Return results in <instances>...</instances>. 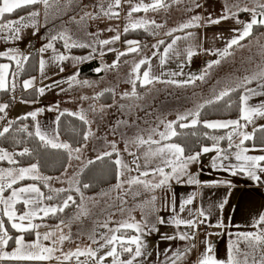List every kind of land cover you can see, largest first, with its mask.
Segmentation results:
<instances>
[{
  "label": "crops",
  "instance_id": "obj_1",
  "mask_svg": "<svg viewBox=\"0 0 264 264\" xmlns=\"http://www.w3.org/2000/svg\"><path fill=\"white\" fill-rule=\"evenodd\" d=\"M109 2L112 3V0H87L86 8H89L90 5L92 8H101V5H103L104 8H108ZM155 2L156 0H121L120 6L114 7L117 13H119L118 16L122 17V21L117 23L120 39L109 45H103L101 49L95 50L92 48V50L86 52L72 50L70 57H86L87 59L77 61L70 58L69 62L70 65H72H69L67 69L64 67L63 71L60 70L59 72V74L65 73L69 76L78 72L79 75L75 82H78L80 77L86 79L93 77L100 78L102 77L101 74L108 69L105 64L109 63L110 58L117 60L119 57V61H123L131 57V55H136L138 52L144 50H147V54H149V47L153 41H164L168 38V41L164 45H158L157 55L152 56L150 60H148L149 63L140 66L137 75L139 79H137L134 84L136 90L141 95L136 98L133 105H131L128 98L120 97L119 89L105 86L99 90V93L95 92L93 95H89L88 93L90 92L87 90V100L83 98V92L78 90L76 93L80 92L81 95V99L76 103L78 111L76 109L75 111H71L69 108L61 110H68L72 113H81L82 111L89 121L87 133L90 131L91 135H89L87 139L88 148L81 152L86 154V150H93V152L87 154L88 161L94 160L98 155H102L104 152L108 151V149L104 147V142L107 134H110L109 131H113L117 135V140L119 141L116 147L119 152V157L113 152L115 158H121L129 168L133 170L128 171L125 169L123 170L124 175L119 179L117 177L115 182L111 185L103 187L93 193H86L87 196L83 198L86 204L84 213L80 214V216H75V218H72L71 215V219H67L70 224L67 223L65 219L64 224H61L60 222L63 220L60 218L57 220H50L45 217L43 220L37 218L33 221L34 223L40 224H55V227L60 225L63 229V234L66 236L72 237V233H74L77 236L84 237V239L82 238L78 243L70 246V248H66V251H63V249L60 248V244H57L56 247L62 249V251H57L54 255L60 257V260H45L42 261V264H55L60 261H71L73 264H80L81 261H86L87 264H95V260L86 256L79 257V260H77L76 257L64 260V254L74 252L77 248L82 250L88 247L97 249L98 245L93 243L92 238L99 240V242L103 244L104 240L101 239V236H111L113 232L110 230L117 228H119L120 231L115 233L116 235L123 236L125 239L132 236H139L147 246L142 249L146 254L138 257L137 260L134 261V264H172V261H175V264H199L202 254L205 253L209 245H211L213 254L217 259L226 260L229 247L236 242L238 234L259 233L264 229V223H259V217L264 215V173L258 172L260 180L257 181L249 178L247 173L237 171L236 175H232L231 171L213 167V161H216L218 164L220 163L217 157L221 156V153L217 151L202 153V147H211L213 145L214 141H211L202 144L199 150H197V152L202 153L199 157V161L190 164L188 167L189 173L200 180L201 184H189L187 183L188 177L183 176L180 178L179 182L176 179H172L167 185L159 188H152L151 185L158 183L162 178L158 172H154L153 170L157 166L164 167L165 172H170L171 169L161 163L163 159L161 156L150 157L146 165L144 154L148 151L149 145L145 144L140 146L136 143H132V141H135L139 136V130H142V123H136L134 121L135 119L137 120V115L140 117L138 122H141L142 119H145L141 118L142 114L154 116L155 118L158 115H164L173 110V113H171L175 119L173 121H177L180 115L187 114L192 109L194 112L198 109L199 105L207 104L206 102L208 100L214 99L215 95L225 87H236L243 81L245 76H251L260 71L261 68H264V25L261 26L260 30H258L255 35L241 40L239 46L234 45L229 50L232 54L223 59L217 55H212L211 52L205 51V49L213 51L217 49L223 50L227 41L238 36L245 24L251 22L252 13L242 11L241 9L245 7H257L258 4H264V0H213L212 3L211 1L208 2V0H163V3L167 5L166 7H159L156 10L149 8L147 11L142 9L132 13V16L129 17L128 13L131 11L132 7L143 4L151 5ZM196 4L201 6L196 7ZM225 14H227L229 18L221 20L219 24L207 23L209 17L218 19ZM197 15L203 18L199 21L201 27L176 31L172 33V36L166 35V33L172 31V29L178 28ZM257 19H264V17L257 15ZM139 21L146 22L143 26H140V28L150 33L154 30L155 35L153 34L151 37H147L150 38L148 41H141L138 37H123V33L125 32L124 29L126 27L128 29H134L131 27V24ZM151 21H155L156 25H162V27H156ZM3 22H5V19ZM258 25L259 24L254 26ZM158 30L160 31L158 32ZM189 32L193 33V35L187 36ZM177 36H180L181 39L177 40L173 50H170L168 57L165 58V63L161 64V57L163 56L166 46ZM40 39L41 42L45 41L44 38ZM5 40H7V38ZM129 40L139 41V45H133V47L139 48L138 52H128V49H125L129 47V45L126 44V41ZM9 44L10 43L6 41H2L0 43V53L4 52L13 55L14 51L9 52L11 48H9ZM60 46L64 45L62 44ZM190 47L193 49L194 53H198L194 54L191 60L187 58L186 54L187 49ZM109 49H114V51H110ZM34 50L36 49L34 48ZM36 51L40 58L39 51ZM120 52H126L127 54L119 56ZM30 53H28V56ZM101 53H103V55H101ZM18 54L19 58L16 55L17 59L24 62L25 60L23 57H26V55L23 52H18ZM216 59H221V63L208 69V75L205 76L204 80L197 79L195 83H184L193 76L201 75L202 70L206 69L208 62ZM5 60L13 64L16 63L15 60H10L7 56H0V62H4ZM91 60L98 61L94 68V73H81V66ZM62 62V65L65 66L64 61ZM113 63L114 62H111L109 65ZM121 66L124 67V64ZM97 68L102 70L97 72L95 71ZM37 69L40 71V64ZM110 69L115 71L107 72L108 76L105 75V77H112L114 72L120 70L119 66ZM144 71H150V78L158 77V79H154L150 84H145L142 75ZM172 73H177V75L173 76ZM36 76L37 74L33 77ZM25 80L20 81L18 79L19 82L15 83L16 87L14 90H11L10 84V94L19 100L22 92L30 91L34 88L37 89L36 97L34 95V98L28 100L38 99L41 95L38 89L43 87L45 81L41 78H37L32 87L25 89L23 87V82ZM168 81H176V83H168ZM45 87L47 86H44V88ZM247 87L257 89V82L253 81L251 84H248ZM110 91L113 92V95L107 96L109 95L107 92ZM142 92H144L145 95H142ZM244 92L245 90L243 89L242 95ZM143 97H147L144 103L142 102ZM23 100L27 99H21V101ZM15 101L16 100H14V102ZM14 102L12 104H14ZM262 102H264V96L259 95L251 96L248 101L251 106L259 105ZM0 104H8L5 97H0ZM11 105L5 110L6 113L11 108ZM242 106L241 103V107ZM24 115H29V113ZM240 116L225 118L213 117L205 121L234 120L239 119ZM5 120L7 122L0 125V130L9 125V116L5 118ZM36 123H38L37 120ZM244 123L245 122L241 120V125ZM262 125H264V117L254 116L252 122L248 123L246 128H241L240 130L251 133L254 129ZM173 127L176 131L175 126ZM229 130L230 129H226L224 132L215 134V136L226 135ZM144 139L147 140L148 138ZM158 141L159 144H151L150 147L152 150L169 143L180 144L168 139H159ZM225 141V143L220 141L218 147L230 153L229 159L224 161V164L231 169L233 164L240 163L235 159L234 155L238 149H229L227 139H225ZM64 142L67 141L64 140ZM236 142H238V140ZM248 142L250 141H246L244 146L252 148L253 144H249ZM67 143L70 144L69 142ZM180 145L183 147L182 144ZM261 147H264V144H255L256 150L250 151L248 155H264V152L259 151ZM72 148L75 149L74 147ZM109 151H112V149ZM95 152L97 153L96 155H94ZM130 152H135L136 156L139 157L137 163L140 165V168L138 171L136 170V163H133L134 157L129 155ZM184 155H191V153L185 152ZM77 156L80 158L82 155L76 154L75 158ZM88 161L80 169L79 175L82 169L88 164ZM71 162L72 159L70 163ZM145 170L149 171L147 177L140 175V173ZM64 172L65 170L62 173ZM137 176H139L141 180L146 181L149 186L145 187L143 184H128L124 182L131 177ZM118 183L121 184L119 188L116 187ZM176 185L184 188L183 191L185 192L181 193L182 199H179L174 193ZM40 189L43 192L41 187ZM189 196L193 197L192 203L185 204L184 201ZM153 197L155 198L154 200ZM177 202H181V205L176 207ZM81 203H83V200ZM81 203L79 202L78 206ZM221 204H223V207H220ZM48 205L58 204L44 200L42 206ZM16 207L18 213L25 208L22 203L17 204ZM200 210H203L204 216L199 215ZM161 220L164 222L160 223ZM176 220H193L196 221V224L195 227H191L185 224H177L175 222ZM201 221L203 222L201 223ZM137 223L141 225L142 233L137 232L135 228L121 227L122 224ZM105 224L108 225L107 228L103 226ZM201 224H207L209 230L200 232L199 228ZM51 230H53V228H51ZM40 232L43 233L45 231L41 230ZM60 235L61 233L57 231L56 236L59 237ZM182 235L188 238L180 239L179 237ZM168 237L173 238L170 239ZM163 238H167L168 240L166 243L160 245V250L164 253L173 255H170L165 260L162 258L158 261L156 257H151L150 254L151 252H157L153 251V247L159 244L161 242L160 240ZM25 239L32 241L35 239V236L33 234H28L25 235ZM43 243L46 246H50L51 241H44ZM114 246L117 248L118 252H121L119 243ZM130 246L135 249V245ZM13 247L14 245H8L6 251H11ZM240 248L243 250L245 245L241 243ZM186 249H191V251L185 252ZM108 250L109 248L107 247L101 249L98 251L97 256L105 255ZM177 253L181 254L180 258H177ZM129 258V253H121L119 257L121 260H127ZM112 260V257H107L104 260V264H112Z\"/></svg>",
  "mask_w": 264,
  "mask_h": 264
},
{
  "label": "snow or ice",
  "instance_id": "obj_2",
  "mask_svg": "<svg viewBox=\"0 0 264 264\" xmlns=\"http://www.w3.org/2000/svg\"><path fill=\"white\" fill-rule=\"evenodd\" d=\"M69 4H71L72 0H68ZM37 4H43L45 7L50 6L49 0H2L0 2V32L4 30H8L12 36V39H19L20 33L22 31V28L26 27H33L38 30V25L35 22V18L40 15L38 11H32L28 14V17L21 16L18 20L13 21H7L6 23L4 21V16L6 13L10 14L14 11L28 7L33 6ZM121 4V0H112V3L109 4L108 9L105 10L104 6L101 5V12H103L104 15L111 17L118 16L119 13L113 12L112 9L114 7H119ZM167 5L163 3V0H156L155 3L151 5L143 4V5H136L132 7L131 11L128 13L129 17L132 16V13L138 12L140 10L147 11L149 8H152L153 10H156L159 7H166ZM201 5L196 4V7H200ZM242 11L251 12L252 13V19L251 22L245 24L242 31L239 32L238 36L233 37L229 41H227V44L223 50H210L205 49V51L211 52L212 55H217L221 59L224 57L231 55L232 53L229 51L234 45L239 46L240 41L245 39L251 34V30L254 25L260 24L264 25V19H257V15L260 17H264V4H258L257 7L254 8H248L245 7L241 9ZM235 15V14H233ZM29 18L32 19V23H25L26 20ZM85 18H93L92 14L89 12H85L84 16L81 17V21L85 20ZM229 16L227 14L221 16L218 19H212L211 17L208 18L207 23L209 24H219L221 20L228 19ZM203 18L199 15L192 17L188 22L180 25L176 29H172V31L166 33L168 36H172L173 32L176 31H184L185 29L193 28V27H201V24L199 21H201ZM73 20L75 21V17H73ZM239 22V21H238ZM79 23V21H77ZM146 22L139 21L134 22L131 24L132 28H137L140 26H143ZM153 25L156 27H162V25H156L155 21H151ZM129 29L126 27L124 29L125 32H127ZM111 31V29H110ZM237 31V30H234ZM89 35H96L94 33H89ZM193 33L189 32L187 33V36H192ZM187 38V37H184ZM63 40L64 47L66 49L71 48H85V47H91L90 44L87 43H81L76 40H74L70 35H68L65 32H60L56 35H52L50 37L49 43L45 45V47L41 48L40 51L44 52L47 49H52L53 52H56L57 50L54 47V44L52 41L56 40ZM120 39V36H114L111 40H100V45H109L117 40ZM181 37L177 36L175 37L170 44H168L164 50L163 56L161 57V64L165 63V58L168 57L169 51L173 50L174 45L176 44L177 40H180ZM165 42L163 40L158 41V44H164ZM126 44L129 45L128 52H138V47H133V45H139V41L135 40H129L126 41ZM153 47H156L154 45ZM110 51H114V49H109ZM18 51V50H12L10 49L9 52ZM126 52H120L119 56L126 55ZM178 54V53H177ZM187 58L191 60V57L194 54L193 49L190 47L186 51ZM103 55V53H101ZM0 56H7L10 60H15L17 66L20 65L21 61L17 59L16 55H8V53H0ZM25 60L27 57H23ZM74 59L77 61H82L84 59H87L86 57H69L64 54H59L55 59L59 61H64L67 59ZM221 59H216L208 62L206 69L202 70V74L199 76H193L190 80L185 81L184 83H195V81L198 80H204L205 76L208 75V69H211L214 65H219L221 63ZM119 63V57L117 60L107 67L109 68H115L117 67ZM149 61L147 59H142L139 63H137L133 69L134 72L138 71L140 66L143 64H147ZM9 64H0V90L8 91L9 90V81H8V70H9ZM45 67V61L41 59L40 61V70L41 74H43ZM102 69L97 68L95 71L99 72ZM61 71H63V68H61ZM16 74L13 73V76ZM79 73L73 74L68 79L70 81L77 80ZM143 82L145 84H150L154 79H158V77H151L150 78V71H144L143 72ZM173 76L177 75V73H172ZM137 79H139V76H137ZM35 78H31L29 80H25L23 82V87L25 89H28L33 86ZM253 81L257 82V89L248 88L247 85L251 84ZM82 83H88L87 81H83ZM168 83H176V81H168ZM11 90H14L16 85L13 81L11 83ZM240 88H243L245 90L244 94L240 97L242 107L240 109L241 116L239 119L234 120H214V121H203L204 127L212 130L217 129H230L226 135L223 136H210L209 139L214 141L213 145L211 147L204 146L202 147V153H209L212 151H217L221 153V156H218L217 159L220 160V163L218 164L216 161H213V167L222 168L225 171H231L232 175H236L237 171L241 173H247L249 178L253 180H260L259 173H264V155H248L250 151L256 150L255 149V129L250 133L247 131H241V128H246L248 123L252 122V119L254 116L264 117V102L260 103L256 106L249 105L248 101L251 96L253 95H259L264 96V68H261L260 71L252 74L251 76H245L243 81L236 87H225L223 90L219 91L218 94L215 95L214 99L208 100L207 104H213L215 102H219L223 100L225 97H228L231 95L232 92L238 91ZM40 94H43L45 89L40 88L38 89ZM230 106V105H229ZM204 105H199L198 109L196 111H189L187 114H182L178 117L177 121H169L166 125V128L170 130V134L166 132H161L159 135L162 139H168L170 140L172 137H175L178 135V133L174 130V124H178L180 128H189L194 127L201 123L200 116L201 111ZM8 108V104H0V113H4L5 110ZM39 111H43V109H40ZM64 113H60V115H63ZM69 115H78L79 119L83 121L85 124H89V121L86 119L85 115L81 111V113H68ZM29 115L35 119L37 113L31 112ZM0 119H3V117H0ZM59 120V116L57 117V121ZM241 120H243L245 123L241 125ZM26 127L24 129H21V131H26ZM260 131H264V125H262L259 129ZM9 132L8 127H4L2 130H0V137H3L5 133ZM29 136L35 135L39 138V140L45 145L50 146L53 149H64L68 151L69 154V164L68 166H71V159H72V153H80L81 148L77 147L75 149L72 148V146L65 142H58L59 140V134L58 132L55 133L53 136H49L48 133L41 130L39 123L35 125V132H28ZM91 135V132L89 131L87 134L84 135L83 139L86 141ZM207 135V133H205ZM235 138V139H234ZM227 139L228 141V148L232 149H238L234 153L235 159L239 161L238 164H233L231 166V169L227 165L224 164V161L229 159L230 153L226 152V150L221 149L218 147L219 142L221 140ZM238 140V142H236ZM246 141H253L252 148L245 147ZM132 143H136L140 146H143L145 144L149 145V149L147 152H145V164L147 165L149 162V158L153 156H161L163 157L161 163L164 166H167L171 169L170 172H165L164 167L157 166L153 171L158 172L160 176L162 177L158 183L151 185L152 188H159L161 186L167 185L169 181L172 179H176L178 182L180 181V178L183 176H187L188 180L187 183L189 184H201V181L196 179L195 176H193L188 171V167L192 163H196L199 161V157L201 156V152H196L191 155L185 156V149L180 144L177 143H169L165 144L162 147H159L155 150L151 149V144H159V141L152 140L151 137H149L147 140H145L143 137H137L135 141H132ZM259 151L264 152V147H261ZM113 152L117 154V157H119V152L116 148L115 142L112 143V151H106L102 155H98L96 157L97 160H102L105 157H111L113 155ZM26 155H31L30 150L25 147L22 151L17 153H12L7 151L4 148H0V161H7L10 165H18L19 161L16 159L17 156L23 157ZM129 155L134 157L133 163H136V170L138 171L140 168V165L137 163L139 160V157L136 156L135 152H130ZM79 159V156L76 157ZM89 164L94 163V161L89 160ZM113 163L117 167V177L118 179L124 175L123 170L132 171L133 169L129 168V166L121 159L116 158ZM67 171V169H65ZM141 176L147 177L149 175V171L145 170L140 173ZM26 179H30L33 181L36 180H42L44 182L52 181L53 178L51 176H42L40 174L39 170V164L38 163H32L27 167H10V168H0V261L8 260V261H18V262H25V261H45V260H60V257L55 256V252L62 251V249H58L56 247L57 244H62L63 241L70 239V236H66L63 234V229L60 227V225H57L54 230L40 232L39 229L43 226L47 228V225H42L40 223H34L33 221L37 218L40 220H43L45 217L51 215H55L58 212H63L65 208L69 207V202L75 203V200L72 195H68L65 199H63L61 204L58 205H48V206H42L44 200L52 201L55 196L53 194L45 195L40 189L37 184H29V185H23L20 187H14L15 185L20 184L21 181H24ZM128 184H143L145 187H148V183L144 180H141L139 176L137 177H131L127 181H124ZM227 183V182H225ZM45 186H48L47 183H45ZM85 188L89 187V185L85 184ZM117 188L121 187V184L118 183L116 185ZM77 192L80 191V189L77 187L75 189ZM50 193L59 194L61 192L67 191L66 189H49ZM6 192H9V195H5ZM155 198L153 197V200ZM193 197L189 196L184 203L190 204L192 203ZM23 204L25 206L23 211H20L18 213L17 210V204ZM220 207H223V204L220 205ZM199 215L204 216L203 210H200ZM5 217L10 225V228L15 230L18 235L13 236L10 234L9 229L5 226ZM164 221L161 220L160 223H163ZM177 224H185L191 227H195L196 221L193 220H176ZM203 221H201L202 223ZM61 224H64V221L60 222ZM259 223H264V215H261L259 217ZM105 228L108 227L107 224L103 225ZM121 227L126 228H135L137 232L142 233V228L139 223L137 224H122ZM59 231L61 235L59 237L56 236V232ZM113 232L111 236L104 237L101 236V239L104 240V243L101 244L99 240L93 239V243H96L98 245L97 249H93L91 247H88L86 249H80L77 248L74 252L65 253L64 254V260H69L72 257H76L77 260H79V257L86 256L90 257L91 259L95 260V264H104V260L107 257H112V264H134V261L137 260L138 257H141L142 255H145L146 253L142 251V249L146 248V244L140 239L139 236H132L128 239H125L123 236L116 235L115 233L119 232L120 229H114L110 230ZM26 234H33L35 236V239L32 241H28L25 239ZM173 238V237H168ZM180 239H186L188 237L182 235L179 237ZM44 241H51V246H46L43 242ZM9 242H12L14 245L13 249L11 251H6ZM119 243L121 252L117 251V248L114 246L115 244ZM243 243L245 245V248L242 250L240 248V244ZM130 245H135V249L131 247ZM109 248V250L105 253L103 256H97L98 251H100L103 248ZM191 251V249H186L185 252ZM121 253H129L130 258L127 260H121L119 259ZM181 254L177 253V258H180ZM80 264H87L86 261H81ZM172 264H175V261H172ZM199 264H264V229H262L259 233H240L237 235V240L233 244L230 245L228 255L226 260L223 259H217L215 255L213 254V249L211 245H209L205 251L204 254H202Z\"/></svg>",
  "mask_w": 264,
  "mask_h": 264
},
{
  "label": "rangeland",
  "instance_id": "obj_3",
  "mask_svg": "<svg viewBox=\"0 0 264 264\" xmlns=\"http://www.w3.org/2000/svg\"><path fill=\"white\" fill-rule=\"evenodd\" d=\"M86 1L87 0H72L71 4H69L68 0H49V5L48 7H45L43 4H37L35 7H33V10H28V12H25L24 14L20 16H16L13 18H6L5 23L7 21H13V20H18L19 17L25 16L28 17V14L32 11H38L40 15L35 18V22L38 25V30L33 27H26L22 28V31L20 33V38L19 39H12L11 36L12 34L8 30H4L0 32V43L7 42L9 44V48L12 50H18L14 51L13 55H17L19 58L18 52H23L26 57L28 56V53L32 52L34 48L39 51L40 58L38 56V65L40 64L41 59L45 61V67L43 74H41V70L36 72L34 74H30L27 77H25L23 80H29L33 78L34 75L37 74L35 80L37 78H41L44 80V85L42 88L45 87V91L43 94L39 96L38 99L36 100H23L21 99L17 100L16 97H13L14 104L11 105V108L9 111L6 113H0V117H3V119H0V125L3 123L7 122L5 118H8V124L11 123L13 119L20 115L28 114L31 112H36V119L37 122L40 125V128L42 131L46 132L49 134V136L55 135L57 133L55 125H56V117L59 115L61 110L63 109H68L71 111H75V109L78 111V106L76 103L79 102L81 99L80 92H83V98L87 100L88 97H86V92L89 90L90 93L89 95H93L95 92L99 93V90L102 87L109 86L115 89H119L120 97L122 98H128L129 102L131 105L136 101V98L140 96L141 94L136 90L135 87V82L137 80V75L138 71L134 72L133 69L137 63H139L144 57V59L150 60L152 56H156L158 53V41H153L150 45V52L147 54V50L140 51L136 55H131L126 60L119 61L118 65L120 70L114 72L112 77H105L107 75V72H113L115 70H112L108 67L106 71L101 74L102 77L100 78H84L80 77V80L78 82L75 81H70L68 78L71 77L65 73H60L61 68L67 69L69 68L70 62L69 59L64 60L65 66L62 65V61H59L55 59L59 54H64L67 56H71L72 49H66L64 46L63 40H56L52 41L54 44L55 49L57 50L56 52H53L52 49H47L44 52H41L40 49L45 47L47 43L50 41V37L52 35H56L60 32H65L68 35H70L74 40L81 42V43H87L90 44L91 47H85L82 48L83 50L81 52H86L89 50H92V48L96 49H101L103 45L99 44L100 40H108L112 39L114 36H117L119 31L117 29V23L122 21V17H109L103 14L101 12V8H92L91 5L89 8H86ZM211 3L213 0H208V2ZM2 2V0H1ZM110 4V2L108 3ZM32 8V7H31ZM107 10L108 8H104ZM113 12H117L116 8L112 9ZM85 12H89L92 14L93 18H85V20L81 21V17L84 16ZM73 17H75V21L73 20ZM79 21V23H77ZM33 21L31 18L25 21V23L31 24ZM111 29V31H110ZM160 30H158L159 32ZM89 33H94L96 35H89ZM149 36L151 37L155 31L153 30L152 33L148 32ZM155 35V34H154ZM7 38V40H5ZM40 38H44L45 41L41 42ZM134 38V37H132ZM4 39V40H3ZM150 38H143L141 37V41H148ZM58 43V44H57ZM156 45V47H153ZM112 48V47H110ZM129 47H126L125 49H128ZM35 50V51H36ZM4 53V52H3ZM8 55H10L8 53ZM25 60V59H24ZM21 63L19 66L17 64H13L12 62H7L6 60L3 62H0V64H9V70H8V81L9 85L11 82H19L18 79V73L20 71V67L22 65V60H20ZM116 60L111 59L109 60L108 64H105V66H109L111 62H115ZM124 64V67L121 66ZM72 65V64H71ZM70 65V66H71ZM13 73L16 75L13 76ZM108 76V75H107ZM22 80V81H23ZM34 80V81H35ZM83 81H87L88 83H82ZM99 87V89H98ZM98 89V91H97ZM80 91L79 93H76L77 91ZM82 90V91H81ZM105 91V90H102ZM107 96H112L113 92H107ZM106 95V94H105ZM142 95H145L144 92H142ZM16 98V99H15ZM147 97H143L142 102H146ZM6 102V101H5ZM72 108V109H71ZM40 109H43V111H39ZM190 111H193L190 110ZM79 114V112H75ZM173 110L170 111L169 113L167 112L166 114L158 115L154 118V116L150 115H143L141 118V122L139 121V115H137V120L135 119L134 121L136 123H142L141 127L142 130H139V136L138 137H143V138H149L151 137L153 140L158 141L159 139H162L159 133L161 132H166L170 134V130L166 128V125L169 121L175 120L172 116ZM147 116V117H146ZM37 124V123H36ZM130 125V124H129ZM175 126V125H174ZM7 127V126H5ZM4 128V127H3ZM2 128V129H3ZM88 129V128H87ZM110 134H107L105 142H104V147L105 149L111 150L112 149V143L115 142L116 147L118 146L119 141L117 140V135L115 132L109 131ZM87 134V133H86ZM58 142H64L62 138L59 136ZM67 143V142H65ZM88 146L87 140L79 145L78 147L81 148V152L84 151ZM87 153H72V162L71 166H67V171H65L62 174L59 175H53L51 177L53 178H58V179H53L52 181L49 182H44L47 183L48 186H45L44 193L46 195L48 194H53L54 196L60 195L63 192L59 194H54L50 193L49 189H66L68 194L72 195L74 200H75V205L71 202L73 205L69 210L63 211L60 219L64 221V219L69 223L67 219H69L72 215V218H75V216H80V214L84 213L85 210V196H87L86 192L82 191L79 186V171L80 169L85 165V163L88 161L87 159V154H90L92 151L86 150ZM197 152V151H196ZM195 153V152H194ZM76 154L82 155L79 159H76L75 156ZM97 153L95 152L94 155ZM96 157V156H93ZM10 167H20V166H13V165H5V164H0V168H10ZM47 176V175H43ZM176 181V180H175ZM79 188L80 191L77 192L78 197L76 198L74 194L69 193L71 192L70 190H75L76 188ZM184 188H181L179 185L175 186L174 188V193L178 196L179 199H182L181 193H184L183 191ZM76 191V190H75ZM8 195V194H7ZM6 195V196H7ZM128 196V195H127ZM83 200V203H81ZM81 203L78 206V203ZM70 203V202H69ZM181 205V202L176 203V207ZM78 206V207H77ZM175 207V208H176ZM73 212V214H72ZM79 218V217H77ZM71 219V218H70ZM70 224V223H69ZM42 225H47L48 227H41L39 231L44 230L48 231L51 230V228H55V224H50V223H42ZM5 226L8 228V224L5 222ZM50 227V228H49ZM72 237L70 239H67L63 241L62 244H60V248L63 249V251L66 248H70V246H73L74 244L78 243L82 238L84 237L77 236L74 233H72ZM168 239L163 238L161 239L159 244H156L153 247V251L157 252H151V257H156L158 261H160L162 258L163 260L167 259L170 255L169 253H164L160 250V245L163 243H166ZM51 246V244H50ZM66 251V250H65Z\"/></svg>",
  "mask_w": 264,
  "mask_h": 264
},
{
  "label": "trees",
  "instance_id": "obj_4",
  "mask_svg": "<svg viewBox=\"0 0 264 264\" xmlns=\"http://www.w3.org/2000/svg\"><path fill=\"white\" fill-rule=\"evenodd\" d=\"M1 2V0H0ZM33 6L24 7L14 11L13 13H6L4 19L13 18L16 16H20L28 10H33ZM32 7V8H31ZM262 25L254 26L251 34L248 36L255 35L258 30H260ZM123 37H138V38H147L149 37V33L143 28H134L129 29L127 32L123 33ZM247 37V38H248ZM168 38L164 40L166 43ZM164 43V44H165ZM163 44V45H164ZM162 45V44H161ZM74 51H82V48L76 47L71 48ZM37 61L38 54L37 51L32 50L27 59L22 63L19 71V80L22 81L25 77L30 74H34L37 70ZM98 61L91 60L89 62L84 63L81 66V73L84 74H93L94 68L96 67ZM243 88H240L238 91H234L230 96L225 97L223 100L219 102H215L213 104H205L201 111L200 121L198 125L189 128H180L178 124H175L177 136L172 137L170 140L174 142H178L183 145L186 153H194L202 146L203 143L211 142L209 139L210 136H215V134H219L224 132L226 129H217L212 130L204 127L203 121L213 118V117H239L240 116V108H241V100ZM10 87L8 91L0 90V97H5L8 102V107L14 102V96L10 94ZM37 89H31L30 91H25L20 94V99H32L34 95L36 97ZM230 105V106H229ZM64 113L60 115V113ZM59 113V120L57 121L56 117V131L58 132L60 138L69 142L70 145L74 148L83 144L85 140L83 139L84 135L87 133L88 124H85L83 121L79 119L78 115H69L68 113H72L71 111L64 110ZM36 119V118H35ZM33 119L30 115H20L16 117L11 123L7 126L9 128V132L5 133L3 137H0V148H4L9 152L17 153L22 151L25 147H27L31 155H26L23 157L17 156L16 159L19 161L18 165L15 166H28L32 163L39 164V170L41 175H57L62 173L69 164V154L67 150L64 149H53L50 146H45L38 137L35 135L29 136L28 132H35L36 120ZM26 127V131H21ZM261 127V126H260ZM260 127H257L255 130V144H264V131H260ZM207 133V135H205ZM221 142L225 143V140H221ZM249 144L252 143L248 142ZM114 153L111 157H105L102 160H97L96 158L92 161L94 163L87 164L79 175V186L80 189L86 193L96 192L103 187L111 185L115 182L117 178V167L113 163L115 160ZM0 164H9L7 161H0ZM37 184L39 185L43 192L45 191V183L42 180H30L26 179L21 181L20 184L15 185L14 187H20L26 184ZM87 184L89 187L85 188L84 185ZM78 197L77 191L70 190ZM9 194L6 192L5 195ZM46 195V194H45ZM68 195V192H63L60 195L55 196V198L51 202H55L57 204H61L63 199H65ZM48 201V200H46ZM75 205V204H74ZM73 205L71 202L69 203V207L65 208L64 211L69 210ZM62 212H58L55 215L47 216V219L57 220L60 218ZM5 222L8 224V229L11 235L16 236L18 233L10 228V225L5 217ZM28 235V234H26ZM9 246H13L12 242H9ZM0 264H42V261H8L3 260ZM55 264H73L71 261H60Z\"/></svg>",
  "mask_w": 264,
  "mask_h": 264
},
{
  "label": "built area",
  "instance_id": "obj_5",
  "mask_svg": "<svg viewBox=\"0 0 264 264\" xmlns=\"http://www.w3.org/2000/svg\"><path fill=\"white\" fill-rule=\"evenodd\" d=\"M114 57H115V55H114ZM208 230H209V227H208L207 224H201V225H200V228H199V231H200V232H206V231H208Z\"/></svg>",
  "mask_w": 264,
  "mask_h": 264
}]
</instances>
